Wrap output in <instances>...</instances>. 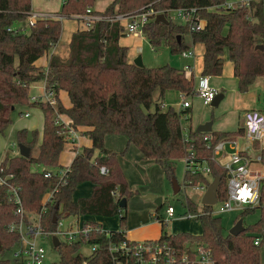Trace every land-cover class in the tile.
Instances as JSON below:
<instances>
[{
  "label": "trees",
  "instance_id": "1",
  "mask_svg": "<svg viewBox=\"0 0 264 264\" xmlns=\"http://www.w3.org/2000/svg\"><path fill=\"white\" fill-rule=\"evenodd\" d=\"M95 1L64 0L56 17H38L33 25L22 30L17 24L32 14V0H0V135L12 124L13 112L19 106L40 107L44 115L40 142L36 130L31 141H27L26 129L17 133L18 142L31 148L29 156L19 153L6 156L0 162L3 174L14 175L11 181L20 187L23 207L26 211L41 213L40 225L45 232L57 229L54 215L57 218L116 215L121 198L128 199L134 192L129 190L117 153L105 145V138L110 134L126 136L146 158L163 166L169 180L174 178L175 162L193 152L199 162L209 165L211 174L192 173L185 169L184 183L187 186H208L210 177H220L217 196L219 200L225 199L227 170L214 158L213 146L223 137L244 133V129L233 133L214 132L210 140L203 139L200 131L188 130L186 135L184 120H190V117L183 116L190 114V110L174 106L164 108L162 99L169 90L186 96L196 95L193 77H187L183 69L169 64L148 67L130 62L128 47L119 42L126 35L125 26L120 21L99 20L90 28L77 29L69 42L67 58L52 54L46 69L36 66L35 62L41 56L59 44L62 19L82 15L88 8L92 11ZM225 1L114 0L104 11L92 12L112 18L116 14L127 15L142 9L168 14L174 8H196L199 19L206 21L204 26L198 28V21L177 24L169 17L167 24L151 19L143 28L145 37L153 46L166 45L173 54L190 49L184 42L185 35H190L195 43L204 44V75H221L227 53L234 63L238 89L246 92L258 76H264V3L252 1L250 7L236 4L229 8L224 6ZM78 19L82 20L81 17ZM178 35L181 36L180 41ZM42 80L54 92L57 98L55 106L47 101L32 100L30 86ZM61 90L68 93L69 107L59 98ZM156 92L159 95L157 101ZM153 105L155 109L151 111ZM59 114L69 116L74 127H88L87 133L92 140V145L77 153L72 164L66 168L64 180L46 176L43 169L32 168L33 164L61 167L60 156L66 139L63 133L65 126L56 123ZM101 166H106L109 172L101 173ZM85 181L94 184L91 196L74 200L77 186ZM261 191L260 204L242 210L236 221L258 208L259 219L247 225L245 231L237 236L225 230L221 217L209 213L212 206L204 205L198 217L203 228L201 234H169L163 228L158 240L180 249L187 242L204 244L213 252L217 264H264L260 261V249L264 245V188ZM50 192L53 193V200L43 202ZM186 203L196 212L195 201L187 198ZM17 208V202L8 200L7 188L0 185V264H21L15 256L14 261L4 257L21 240L20 234L11 229V225L19 221ZM123 214L120 217L121 226L125 224ZM159 219L164 227L165 220ZM89 223L97 229L86 243H97L98 250L88 256L81 252L83 242L69 244L61 241L55 247L59 253L56 264H84L85 260L87 264L113 262L109 245L112 241L122 240L124 231L107 233L102 230L101 224ZM256 238H260L259 245L255 244Z\"/></svg>",
  "mask_w": 264,
  "mask_h": 264
},
{
  "label": "built area",
  "instance_id": "2",
  "mask_svg": "<svg viewBox=\"0 0 264 264\" xmlns=\"http://www.w3.org/2000/svg\"><path fill=\"white\" fill-rule=\"evenodd\" d=\"M252 1L264 0H238L233 4L225 3L224 6L232 8L236 4L240 6L250 7ZM172 14L179 17L183 23L198 21L197 27H201L200 19L196 15V8L180 7L169 10ZM155 11L153 9H142L130 14H116L114 17H105L102 14L94 13L90 8L86 13L77 15L83 19L85 28H90L95 21L109 19L111 21H120L128 19L125 26L126 34H132L134 36L143 35V28L146 23L149 22ZM56 16V14H31L28 17L26 26L22 27V30H26L28 27L34 24L35 19L38 17ZM174 20V16H172ZM183 56H193L191 49L185 50L181 53ZM185 73L190 71V67L185 66ZM46 91L43 95H34L32 100L47 101L51 105L57 104V98L52 90L45 87ZM196 95L199 96L204 104L210 105L215 98L218 90L211 84L210 76L202 75L196 86ZM190 102L183 100L181 108H188ZM29 114L27 113L26 116ZM189 114L184 115L183 118L188 117ZM56 123L63 124L66 144L71 145L73 148L77 147L78 134L73 126V120L71 118L64 119L62 114H59L56 118ZM186 135L188 129H185ZM244 137L250 141H261L264 139V112L258 109H250L245 112L244 121ZM205 140H210L212 135L205 134L202 136ZM226 144H229L232 149H235L233 153H229V161L224 166L227 170V196L223 200H217L212 207V213L220 214L233 210H243L247 207H255L260 204L262 188H264V173L260 170H252L251 164L254 162L247 153L239 150L237 140L235 137L228 136L219 139L213 146L214 154H220ZM185 167L192 173H210L211 168L206 162H199L192 152L189 157L184 158ZM264 161V154L261 152L256 162L260 163ZM45 175L57 176L64 180L67 173L66 168H43ZM100 171L103 174L109 172L106 166H101ZM13 174H3L0 170V185L5 186L8 192V200L17 202L18 208L16 213L19 216V221L11 225L12 230H16L20 234V248L15 252V257L21 262V264H43L45 258V249L37 242L38 238L57 236L60 240L66 243L83 242L88 244L91 248V255L98 250L97 243H86L91 233L97 229L90 223L77 224L76 226H68L63 218L57 220V229L51 232H45L40 225L41 213H38V220L32 222L28 220V212L22 205L20 196V187L13 184L11 179ZM186 185V184H185ZM184 185V186H185ZM191 187V186H190ZM196 191L204 192L207 188L205 185L192 186ZM114 195H116L113 192ZM53 193L46 194L44 201L51 202L53 200ZM217 207L214 212V207ZM121 211V210H120ZM121 213V212H120ZM168 220L172 219L175 214V208L169 205L166 209ZM122 215V213L120 214ZM187 217H196L197 214L186 213ZM109 233L110 231H106ZM260 238H256L255 244L259 245ZM109 252L112 256L111 264H217L213 252L209 247L197 242H187L182 249L169 244L166 241L160 240H129L123 233V238L120 241H112L109 245ZM87 264V260L84 261Z\"/></svg>",
  "mask_w": 264,
  "mask_h": 264
},
{
  "label": "crops",
  "instance_id": "3",
  "mask_svg": "<svg viewBox=\"0 0 264 264\" xmlns=\"http://www.w3.org/2000/svg\"><path fill=\"white\" fill-rule=\"evenodd\" d=\"M113 1L114 0H96L94 3V6L92 7V11L102 12ZM52 3L53 4L57 3L58 7L51 9ZM62 3H63V0H46V3L43 6V9H41L40 6H36L35 0H32V14H38V13L33 11L34 9L39 10L37 12H42V13L47 12L44 14H51L48 11L54 10L53 14H57L60 11V7H61ZM225 3H226V1H225ZM157 13L158 12L156 11L153 14V17L150 18V20L151 19L156 20ZM163 14H166V13L163 12ZM168 14L170 15L169 18L173 22H175L172 18L170 11H168ZM72 18L77 19V21L79 23L81 22L83 24V19L80 20V19L75 18V17H72ZM27 21H28V18L24 22L18 23L17 25L24 27V26H26ZM127 22H128V19H126V18L121 20V23L124 26H126ZM205 22H206L205 20L201 19V21H200L201 26H204ZM181 24H184V23H181ZM126 35H128V34H126ZM141 36L145 37L144 33ZM141 36H137V37H141ZM185 36H184V42H185ZM124 38H125L124 36L120 38L119 42L121 45L126 44V43H124ZM180 38H181V36H180ZM190 39H191V44L186 43V42H185V44L193 51L194 55L191 57H186V56H183L181 54V56L185 60V63L182 65V67L180 69L184 70L185 66L190 67V71H187L186 75H187V77H193V79L195 81V85L197 86V84L200 80V77L202 75H204L202 72H203V68H204L205 46L202 43L193 42L191 36H190ZM125 46H127L128 49L130 48L128 45H125ZM68 48H69V52H70V47H68ZM69 52H68V55H69ZM52 54L59 55L63 59L67 58V57H64L65 53H62V51H60V48L58 47V45H56L50 52L45 53L43 56H41L35 62L36 66L39 67V69H41V68L46 69V67L48 66L49 58ZM135 58L136 57L129 56V51H128V60L130 62H134ZM41 59H44V62H41L40 61ZM208 76H210L211 84L218 90V93L223 94V98L220 100V102L217 106H213L211 104L210 105L204 104L203 100L197 95L186 96V95L182 94L181 92H178L175 90H169L164 95L165 98L168 97L170 99V101H167V102L162 101L164 108H166L168 106H174L176 108H181V104H182L183 100H187L190 102V106L188 107V109L190 110V114H189L190 120H187V121L184 120L185 129H188V130L195 132V131H199V128L201 126L210 123L211 124L210 131H200V132H202V134H200L201 137L205 134L212 135L214 132H216V133L232 132L233 133V132H236L237 130H239L240 128L244 129L245 112L247 110L258 109L261 112H264V76H258L248 91H246V92L239 91V89H238V78L234 74V63L229 59L227 53L224 55V65H223L222 74L216 75V76H211V75H208ZM45 87H46V82L44 81V92H43V94L46 91ZM61 92L62 93L64 92L66 95V98H65L66 104H64V105L66 107H69L71 105V102H70L68 93L65 90H61ZM155 95H158V92H156ZM164 97H163V99H164ZM155 98H156V96H155ZM206 106H208V107H206ZM209 107L217 108L215 117L210 116L211 111H209V109H210ZM213 112H214V110H212V113ZM27 113L28 112L24 113L25 117L30 116V113H28L29 115L26 116ZM62 116L64 119L70 118L66 114H62ZM43 126H44V123H43ZM75 129H76L77 134H78L77 147L73 148L69 144L64 145L63 151L66 152V153H64V154H66V159H64L63 154H61V156H60L61 167H59V168L69 167L72 164L77 153H80L84 147H90L92 145V140H91L89 134L87 133V131L89 129L88 127L77 126V127H75ZM42 132H43V128H42ZM235 138L237 140V145H238L239 150L244 151L251 158L253 156L252 151H256V153L264 152V140L250 142L244 137V133L235 136ZM241 139H244L245 142L241 141ZM105 145L108 149L117 153L118 164H119V166L123 172V175H124V178L128 184L129 190L134 192L133 195L127 199V206L126 207H121L119 204V212L116 214V215H118L119 222H120V217H121L120 214L123 213V208H127L128 205H130L131 211H126V209H125V223L127 222L128 217L130 219L129 229L124 230L122 228L121 224H119L121 226V228L123 229L122 231H124L126 238L129 240H135V241L160 239V237L163 233V228L165 229V226L163 227V222L159 219V218H161L160 214H159V210L162 206H158L152 198L148 197V194H154L155 196H161L162 197L163 190L165 188H167L168 177L166 175V172H165L163 166L161 164L157 163L153 159L146 158L143 155V153L141 152V150L134 143L129 142L128 138L124 135H119V134L107 135L105 138ZM30 152H31V148H30ZM218 155H220V154H214V152H213V156L216 159V161H218V159H217ZM6 156H8V154ZM227 156H228V160H229V155H227ZM61 157L63 159H61ZM2 160L3 159H1L0 162H2ZM92 161L95 162L94 157L92 158ZM39 166H40L39 170H42L43 168H45V166H42V165H39ZM222 166H224V165H222ZM46 168H48V167H46ZM185 169H186V167H185ZM173 172H174V178L170 181L173 182V185H174V180H176L174 167H173ZM203 174L210 176L211 172L208 174H206V173H203ZM210 179H211V182L214 180V178H212V177H210ZM176 184L179 187L178 191L181 190L180 184H178L177 182H176ZM183 184L185 185L184 180H183ZM208 186H207V188H208ZM93 187H94V184L91 181H85V182L81 183L80 185L77 186V188L73 194V199L79 200L81 198L90 197L92 194V191H93ZM185 187H187V185H185ZM207 188H206V190H207ZM205 191L203 193H205ZM217 200H219L218 196H217ZM120 201L118 203H120ZM193 201L196 202V200H193ZM185 205L187 207V213L190 212L193 214H197V213H194L192 211V209L190 208V206L186 202H185ZM213 205H212V207H213ZM203 206H204V204H203ZM212 211H213L212 209H210V211H209V213L211 215L218 216L216 213H212ZM27 212H28V215H27L28 220H31L32 222H35L36 220H38V217H39L38 213L39 212H37V211H33V212L27 211ZM175 213H176V210H175ZM185 214L183 216L181 215L180 218H178L176 220H174V218L172 220H174V221H176V223H178L179 221H181L183 219H195V218H198L200 216V214H197L198 216H196V217H186ZM116 215H114V216H116ZM114 216L71 215V216L62 217V218L65 220V223L68 226H70V225L76 226L77 224L82 225V224H87L89 222H97V223L101 224L102 230L112 231V230H107V229L103 228V222L101 219L111 218ZM174 216H175V214H174ZM53 219H54V217H53ZM58 219H60V218H57V220ZM237 221L235 220V223ZM235 223H234V225H235ZM164 224H165V221H164ZM200 225H201L200 226V232H198V233L190 232V231H186V230H174V232L169 233V234L188 232L190 234L198 235V234H201V232L203 230L202 224H200ZM53 237H52V239H53ZM58 240H59V242L62 241L59 238H58ZM53 245H54V242H53ZM54 247H56V246L54 245ZM81 252L84 253L83 247L81 249ZM14 255H15V253H14Z\"/></svg>",
  "mask_w": 264,
  "mask_h": 264
},
{
  "label": "rangeland",
  "instance_id": "4",
  "mask_svg": "<svg viewBox=\"0 0 264 264\" xmlns=\"http://www.w3.org/2000/svg\"><path fill=\"white\" fill-rule=\"evenodd\" d=\"M238 0H226L227 3L233 4ZM64 2V0H63ZM36 6H40L41 9H43V6L46 3V0H35ZM58 3V2H57ZM53 4L52 3V8L58 7V4ZM62 6V5H61ZM61 9V7H60ZM34 12L38 14H44L47 12H37L39 10H33ZM54 10L48 11L51 14H53ZM59 11V10H58ZM156 11V10H154ZM55 13V12H54ZM163 13L162 11H158L157 15ZM166 18L170 17L169 14H165ZM174 16V21L177 24L183 23L182 20L179 17H176V15L172 14ZM56 17V16H54ZM75 18H78L77 16H74ZM63 23V31L61 35V39L59 41L58 47L60 48V51L62 53H65L64 57H68V52H69V42L71 40V37L73 33L77 30V28H85V24H83L77 21V19L74 18H64L62 19ZM79 23V24H78ZM78 28V29H79ZM124 45H128L129 48V56L131 57H138L141 56L142 61L144 66L148 67H159L163 66L166 64H169L171 66L181 68L182 65L185 63L184 58L181 56L180 53L173 54L170 51V48L167 47L166 45H160V46H153L152 44L149 43L147 38L145 37H137L132 34H128L124 36ZM185 42L191 44V39L190 35L185 36ZM59 54V53H58ZM41 62H44V59L40 60ZM44 92V81L36 82L30 86V95H42ZM156 96V101L159 100V95ZM59 98L62 101L63 104H66V95L63 92H59ZM163 102L170 101L168 97H164L162 100ZM205 106V105H204ZM208 107V106H206ZM210 116L215 117L216 116V109L213 107H209ZM155 109V105L151 107V111ZM212 110L214 112L212 113ZM22 111L23 113L20 114L19 112ZM30 113L29 117H25L24 113ZM12 124L5 130L4 134L0 135V160L5 159L6 155L8 156H15L19 154V142L17 138V133L20 129H26L28 132L27 136V141H31L33 139V131L38 132V141L42 139V128H43V123H44V116L42 109L37 106H19L17 109L13 112L12 115ZM264 140V139H263ZM241 141L245 142L244 139H241ZM235 149H232L229 144H226L225 149L218 155L217 159L222 165H226L228 160V153H233ZM34 154L36 151L34 150ZM66 153L63 151L61 154H63V158L66 159ZM253 154V160L254 162L251 164V169L252 170H260L262 173H264V161L257 163V157L260 153H256V151H252ZM61 157V159H63ZM33 170H39L40 166L37 164H33L32 166ZM174 171H175V176L178 184H180L181 190L175 192L173 188V182H171L169 179H167V188L163 190L162 198H163V205L159 210L160 217L165 220V231L167 233H172L174 230H186L190 232H195L198 233L200 232V224L201 221L199 218L195 219H183L176 223V219L180 218V216L184 215L187 213V207L185 205V202L187 198L196 200V212L193 211L194 213L200 214L203 211V204H202V197L204 193L202 191H196L190 186L185 187L183 184L184 180V175H185V160L184 158L179 159L176 161L174 165ZM169 205H172L175 210V216L173 217L174 220L170 219L168 220L167 214H166V209ZM131 207L128 205L126 208V211H131ZM217 207H214V212H216ZM125 214V210L123 211ZM123 214V215H124ZM217 214V212H216ZM241 214V210H233V211H228L224 213L217 214L219 217H221L222 224L225 228L226 231H229L230 228L234 225L235 220L237 217ZM117 216V217H116ZM111 218H105L101 219L103 222V228L107 230H127L129 229V217L127 219V222L125 225L121 226L119 225V217L116 215ZM188 217V216H187ZM260 217V209L258 208L254 212L248 214L244 219V225L247 226L249 224H252L256 222ZM181 225H180V224ZM120 228V229H119ZM37 242L42 245L45 249V258L43 260V264H56L59 261V253L55 249L53 245V239L50 236L47 237H41L37 239ZM64 242V241H62ZM20 244L15 245L12 249L7 251L4 254L5 258H8L11 261H14V253L19 250ZM91 251V248L88 244H84L83 246V252L85 255H88ZM260 261L264 263V245L260 249Z\"/></svg>",
  "mask_w": 264,
  "mask_h": 264
},
{
  "label": "water",
  "instance_id": "5",
  "mask_svg": "<svg viewBox=\"0 0 264 264\" xmlns=\"http://www.w3.org/2000/svg\"><path fill=\"white\" fill-rule=\"evenodd\" d=\"M155 21L157 23H159V22H163L166 24L169 23L168 19L166 18L165 14H163V13L158 14L156 16ZM178 41H180V35H178ZM261 48H263V47L261 46ZM134 63L138 66H144L141 56L136 57L134 59ZM222 98H223V94L217 93L215 98L211 102V105L217 106ZM210 128H211V124L208 123V124L201 126L199 128V131H210ZM19 153L22 156L28 157L30 154V147L23 144V143H20L19 144ZM219 184H220V177H215L214 180L209 184L207 190L204 193V196L202 198V204L212 206L214 203H216L217 191H218ZM173 187H174L175 192H177L179 187L177 186L175 180H174ZM148 197L152 198L158 206H162L163 198L161 196H155L154 194H148ZM119 204L121 207H126L127 206V198L123 197ZM53 221L54 222L57 221L56 215H54ZM245 229H246V227L244 226L243 218H239V220L235 223V225L230 228L229 233L237 236L241 232L245 231ZM53 242H54L55 246L59 245V240L56 236L53 237Z\"/></svg>",
  "mask_w": 264,
  "mask_h": 264
}]
</instances>
